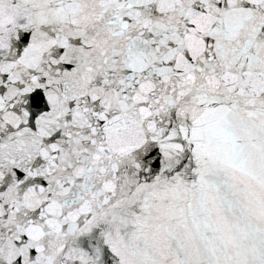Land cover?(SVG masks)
Here are the masks:
<instances>
[{
    "label": "snow or ice",
    "instance_id": "obj_1",
    "mask_svg": "<svg viewBox=\"0 0 264 264\" xmlns=\"http://www.w3.org/2000/svg\"><path fill=\"white\" fill-rule=\"evenodd\" d=\"M0 264H264V0H0Z\"/></svg>",
    "mask_w": 264,
    "mask_h": 264
}]
</instances>
